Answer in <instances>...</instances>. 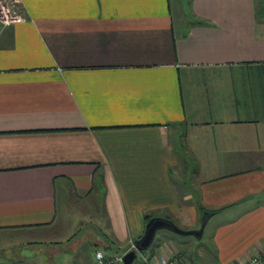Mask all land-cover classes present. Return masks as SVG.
I'll return each instance as SVG.
<instances>
[{
	"label": "crops",
	"instance_id": "obj_1",
	"mask_svg": "<svg viewBox=\"0 0 264 264\" xmlns=\"http://www.w3.org/2000/svg\"><path fill=\"white\" fill-rule=\"evenodd\" d=\"M20 2L0 27V234L73 264L86 223L122 252L148 215L197 229L202 206L222 210L201 263L263 249L264 0ZM180 242L154 257L197 264Z\"/></svg>",
	"mask_w": 264,
	"mask_h": 264
},
{
	"label": "rangeland",
	"instance_id": "obj_2",
	"mask_svg": "<svg viewBox=\"0 0 264 264\" xmlns=\"http://www.w3.org/2000/svg\"><path fill=\"white\" fill-rule=\"evenodd\" d=\"M65 228H66L65 232H71V233L77 232L75 231L76 229L74 231L73 229H71V224ZM208 229L209 228L205 230V232L203 233L204 236L202 238H197L193 235L181 236V235H177L176 233H173L172 231L161 229V230H158L155 235L153 246L159 245V244L161 245V247H162V244L163 246H166L165 242H166L167 237L177 239L178 241H181L180 243L190 242L187 245L186 244H181V245H183V247L188 251V257L191 260H194L195 258L196 259L195 262H197V264H203L201 262L206 261L207 259L206 253L209 251V244H208V240L206 236ZM84 234L86 235L84 236ZM99 237H100V230L98 229V227H96L94 224L86 223L85 228L82 230L80 238H77L76 240L77 244L76 243L74 244L76 245V247H74L75 252L72 253L71 260L74 259L72 260V263L78 264L80 260H82V258L84 259L87 256L88 250L90 251L88 256L90 257L91 255V257L93 258L94 249L96 246L94 245L93 241H97ZM18 238L19 237L17 234L15 235H12L11 233L9 234L1 233L0 234V262L1 263L3 264H63L68 261L67 258H68V255L70 254H68L67 252L66 253L62 252L56 255L49 254L46 252L42 253L40 251L37 252L35 248L33 249L30 248L31 243H26V241L28 240H25V243L22 242V244H19V242L16 241ZM48 240L49 241L43 242V245H51V244L54 245V244L66 243L65 240L62 241L61 239H56V235L55 237L54 236L50 237ZM53 240H56V241H53ZM57 241H59V243H54ZM37 243L38 242L36 241L32 242L33 245H37ZM105 243H106L105 241H102L101 244L104 245ZM91 244L93 245L94 248H91V247L89 248ZM101 244L98 243L99 248L103 247V245L101 246ZM27 246H29V248ZM38 249H41V248H38ZM106 252L109 254L116 253L113 250L110 252L108 251ZM139 257L140 255L137 256V259L135 263L133 264H139L138 263ZM118 264H123V263H118Z\"/></svg>",
	"mask_w": 264,
	"mask_h": 264
},
{
	"label": "built area",
	"instance_id": "obj_3",
	"mask_svg": "<svg viewBox=\"0 0 264 264\" xmlns=\"http://www.w3.org/2000/svg\"><path fill=\"white\" fill-rule=\"evenodd\" d=\"M24 20L20 0H0V27L9 26L18 21ZM131 249H135V243H131L128 249L122 252L109 254L104 250H94L91 264H118L122 263L123 256ZM140 255L139 264H181L184 256L175 248H164L159 250L157 257L149 253L137 252ZM240 264H264V248L242 261Z\"/></svg>",
	"mask_w": 264,
	"mask_h": 264
},
{
	"label": "water",
	"instance_id": "obj_4",
	"mask_svg": "<svg viewBox=\"0 0 264 264\" xmlns=\"http://www.w3.org/2000/svg\"><path fill=\"white\" fill-rule=\"evenodd\" d=\"M209 215L207 212L203 213L201 223L199 228L197 229H184L176 225L172 220L154 216L151 217L146 223L142 236L136 240L135 249H131L126 252L123 256L122 263L123 264H132L136 258L137 252H143L149 249L154 242L155 235L158 230L166 229L176 233L181 236L193 235L197 238L202 237V233L205 229V226L208 222Z\"/></svg>",
	"mask_w": 264,
	"mask_h": 264
},
{
	"label": "trees",
	"instance_id": "obj_5",
	"mask_svg": "<svg viewBox=\"0 0 264 264\" xmlns=\"http://www.w3.org/2000/svg\"><path fill=\"white\" fill-rule=\"evenodd\" d=\"M199 209H200L201 213H204V212L207 211L208 214H211V213L215 214V213L219 212L220 210H222V209H210V210H208V209H205L202 206H200ZM151 217H152V215H148L146 217V221L145 222H147ZM158 247H159V245H154L153 246V244H152L151 247H149V249L147 251H143L142 253H149L150 256H153L156 253V250H157ZM136 259H137V255H136V258H135L133 263H135ZM0 264H3V263L0 262Z\"/></svg>",
	"mask_w": 264,
	"mask_h": 264
}]
</instances>
